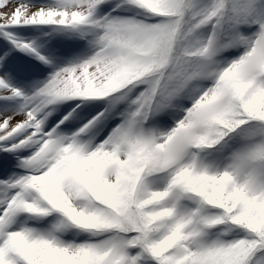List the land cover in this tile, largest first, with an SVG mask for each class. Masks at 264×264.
Listing matches in <instances>:
<instances>
[{
    "label": "snow or ice",
    "instance_id": "obj_1",
    "mask_svg": "<svg viewBox=\"0 0 264 264\" xmlns=\"http://www.w3.org/2000/svg\"><path fill=\"white\" fill-rule=\"evenodd\" d=\"M0 264H264V0H0Z\"/></svg>",
    "mask_w": 264,
    "mask_h": 264
}]
</instances>
